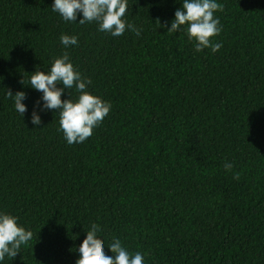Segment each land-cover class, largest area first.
Returning a JSON list of instances; mask_svg holds the SVG:
<instances>
[{
    "label": "trees",
    "instance_id": "1",
    "mask_svg": "<svg viewBox=\"0 0 264 264\" xmlns=\"http://www.w3.org/2000/svg\"><path fill=\"white\" fill-rule=\"evenodd\" d=\"M216 2L213 52L187 24L167 31L183 0H128L139 36L65 21L54 0H0V213L33 233L0 264H76L93 223L107 254L120 240L144 264H264V0ZM65 52L111 104L81 143L29 83Z\"/></svg>",
    "mask_w": 264,
    "mask_h": 264
},
{
    "label": "clouds",
    "instance_id": "2",
    "mask_svg": "<svg viewBox=\"0 0 264 264\" xmlns=\"http://www.w3.org/2000/svg\"><path fill=\"white\" fill-rule=\"evenodd\" d=\"M52 10L58 12L65 21H76L77 13L82 11L83 18L80 19V24L98 21L99 30L110 32L113 36H120L128 29L137 36L140 35V29L122 19L128 10V0H54ZM222 10L223 5L216 0H183L182 9H176L175 19L167 31L175 32L187 24L189 39L194 38L197 41L196 51L210 47L216 52L222 44L213 43L210 38L222 31L220 20L214 16L216 11ZM156 22L159 27L164 26L160 25L158 19ZM60 39L65 47L78 44L76 36L62 34ZM58 82H62L64 87H57ZM29 83L43 93L45 109L60 110V129L68 144L81 143L89 138L93 129L99 126L111 110L110 102L87 91V85L91 83L90 78H82L67 52L54 59L49 71L37 69L33 72ZM65 88H75L80 95L75 101L71 98L62 100L61 95ZM6 95L14 98L15 108L23 116L27 111L26 105L22 103L26 93L17 91L13 95L9 89ZM32 123L33 125L41 123V118L35 110L32 113ZM232 167L231 163H225L227 170H231ZM239 178V174L234 176V179ZM17 221L16 216L0 213V261H3L6 255L14 258L20 252L21 245L33 237V233L18 225ZM100 231L102 229L96 223L87 230V235L79 246L80 257L76 264H144V256L140 252L134 255L129 253L120 240L110 244L112 254H107L103 240L97 235Z\"/></svg>",
    "mask_w": 264,
    "mask_h": 264
}]
</instances>
